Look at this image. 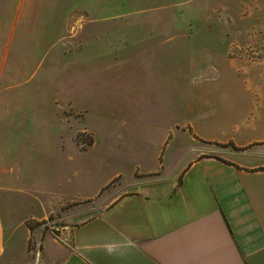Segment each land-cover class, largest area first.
Segmentation results:
<instances>
[{"label":"rangeland","instance_id":"1","mask_svg":"<svg viewBox=\"0 0 264 264\" xmlns=\"http://www.w3.org/2000/svg\"><path fill=\"white\" fill-rule=\"evenodd\" d=\"M263 75L264 0H0V202L92 192L218 103L264 135Z\"/></svg>","mask_w":264,"mask_h":264},{"label":"crops","instance_id":"2","mask_svg":"<svg viewBox=\"0 0 264 264\" xmlns=\"http://www.w3.org/2000/svg\"><path fill=\"white\" fill-rule=\"evenodd\" d=\"M233 111L200 110L92 192L0 202V264H264V135L227 133ZM67 206L68 244L49 221Z\"/></svg>","mask_w":264,"mask_h":264},{"label":"built area","instance_id":"3","mask_svg":"<svg viewBox=\"0 0 264 264\" xmlns=\"http://www.w3.org/2000/svg\"><path fill=\"white\" fill-rule=\"evenodd\" d=\"M70 232H71V228L68 225L52 228V234L55 240L66 244H68L69 242Z\"/></svg>","mask_w":264,"mask_h":264}]
</instances>
